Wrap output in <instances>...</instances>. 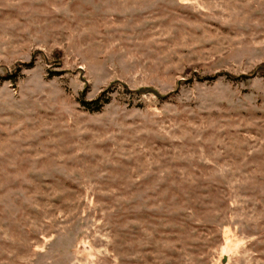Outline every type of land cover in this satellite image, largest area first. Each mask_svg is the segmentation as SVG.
I'll return each instance as SVG.
<instances>
[{
  "label": "rangeland",
  "instance_id": "rangeland-1",
  "mask_svg": "<svg viewBox=\"0 0 264 264\" xmlns=\"http://www.w3.org/2000/svg\"><path fill=\"white\" fill-rule=\"evenodd\" d=\"M0 264H264V0H0Z\"/></svg>",
  "mask_w": 264,
  "mask_h": 264
},
{
  "label": "water",
  "instance_id": "water-1",
  "mask_svg": "<svg viewBox=\"0 0 264 264\" xmlns=\"http://www.w3.org/2000/svg\"><path fill=\"white\" fill-rule=\"evenodd\" d=\"M141 93L146 94L147 92L145 90H140Z\"/></svg>",
  "mask_w": 264,
  "mask_h": 264
}]
</instances>
